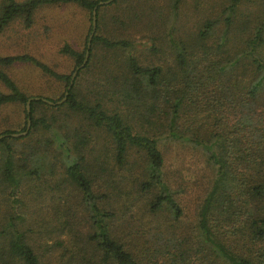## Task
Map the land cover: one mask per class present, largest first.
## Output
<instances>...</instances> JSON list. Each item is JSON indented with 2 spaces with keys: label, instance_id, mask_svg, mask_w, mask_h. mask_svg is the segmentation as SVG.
Returning a JSON list of instances; mask_svg holds the SVG:
<instances>
[{
  "label": "trees",
  "instance_id": "1",
  "mask_svg": "<svg viewBox=\"0 0 264 264\" xmlns=\"http://www.w3.org/2000/svg\"><path fill=\"white\" fill-rule=\"evenodd\" d=\"M97 1L0 0V32L14 21L30 29L43 6L83 15L78 37L59 34L67 70L26 46L0 53V108L20 107L18 127L0 129V264H264V0H193L189 15L182 0L97 4L68 86ZM251 4L259 8L247 12ZM108 21L120 29L108 32ZM143 24L162 31L147 37L154 58L132 52ZM14 64L54 78L58 93L29 94L10 75ZM88 73L97 76L83 85ZM64 91L58 103L41 99ZM27 118L24 134H9ZM167 140L196 150L211 173L188 226L165 178L158 144ZM34 179L44 185L31 188ZM22 193L39 201L11 212ZM136 207L157 219L151 231L134 229Z\"/></svg>",
  "mask_w": 264,
  "mask_h": 264
},
{
  "label": "rangeland",
  "instance_id": "2",
  "mask_svg": "<svg viewBox=\"0 0 264 264\" xmlns=\"http://www.w3.org/2000/svg\"><path fill=\"white\" fill-rule=\"evenodd\" d=\"M150 2V0H147ZM156 3L163 4L164 0H154ZM184 2V7L187 12L191 8L193 0H182ZM211 1L201 0V4L198 7L209 5L212 6ZM197 7V8H198ZM259 7L257 5H250L247 8V12H255ZM112 12V11H108ZM107 13V12H106ZM189 15V12H188ZM81 16L82 13L79 9L63 7V6H43L36 10L34 14V22L30 29L24 28L19 21L12 22L8 28H5L0 32V53H11L17 52L18 50L25 49L26 47L40 60L46 62L53 69L58 71H63L68 69V62L65 59V56L59 53L56 50L57 44L60 42L59 34L64 32L65 36L70 35L74 39L78 37L79 30L81 29ZM162 17L165 18V13H162ZM108 18V13L106 20ZM160 21V19H158ZM57 23L63 24L67 23L65 30L57 29ZM53 25V29L48 27ZM115 26L118 27V23H113L112 21L106 22L105 29L109 31H114ZM148 25H137L140 31L135 32L132 36V52L137 56H144V58H154V54L149 52L148 45L150 40L147 39L149 33L153 32L159 35L162 31L160 28L153 29L147 28ZM46 28V29H45ZM140 28H147V31L141 32ZM120 29V28H119ZM149 29V30H148ZM16 30V31H14ZM43 30L46 32L43 34ZM19 34H18V32ZM29 31L28 38L25 33ZM124 33L129 34L130 29H123ZM174 33H178L177 28L172 29ZM24 32L23 34H20ZM33 33L35 35H33ZM164 33L161 34V37ZM35 38H33V37ZM160 37V38H161ZM26 46V47H25ZM161 48H164L161 46ZM131 50V49H130ZM102 53V52H100ZM98 53V57L99 54ZM144 53V55L140 54ZM107 54H109L107 52ZM112 56V55H111ZM113 57V56H112ZM143 58V59H144ZM9 73L20 84L22 89L27 91L31 95H48L55 96L58 93L60 84L52 77L45 75L38 71L36 68L31 66H26L24 64H14L9 68ZM96 73L93 74H84L82 76L83 80H80L83 85L87 81H84L87 78H95ZM0 89H3L0 86ZM18 109V107H17ZM20 109V107H19ZM18 109V110H19ZM17 110V111H18ZM17 111L14 105H6L0 108V129L7 126L16 128V118L18 117ZM6 117V118H4ZM58 131V130H57ZM56 130H52L50 134L54 139V146L58 145V140L60 139V134ZM22 139H19L20 142ZM17 144V141L15 142ZM159 147L163 150L164 162H165V178L167 179L169 186L176 190V197L180 207L182 208V214L180 216V222L182 226H188L194 223L195 214L197 209V204L200 198L203 195L204 188L208 184V179L210 178V170L203 163V157L196 150L191 148L188 145H179L172 141H162L159 142ZM59 174H55L57 176ZM44 185V181L32 180V186L37 184ZM27 182H24V187ZM41 193H54L50 190L41 191ZM57 193V192H56ZM62 193H65L64 191ZM19 196L23 199V202L17 203V201H11V212H16L20 209L19 205H24L34 209L39 200H32L33 193H22ZM31 196V197H30ZM35 197H40L35 195ZM45 201V200H44ZM46 202V201H45ZM10 204V203H9ZM44 204V203H43ZM19 206V208H17ZM25 211V207H22ZM144 211L139 208H134L133 212L131 211V218L133 220L134 229H141L144 227V230L151 231L155 226L156 218L152 217L149 214L142 213ZM29 214V213H28ZM144 238L145 233H140ZM50 241V239H46Z\"/></svg>",
  "mask_w": 264,
  "mask_h": 264
},
{
  "label": "water",
  "instance_id": "3",
  "mask_svg": "<svg viewBox=\"0 0 264 264\" xmlns=\"http://www.w3.org/2000/svg\"><path fill=\"white\" fill-rule=\"evenodd\" d=\"M110 0H98L96 2L95 5H93L92 7V10H91V29H90V32L88 33V36H87V39H86V42H85V50H84V53H83V58L81 60V62L73 69V71L71 72V75H70V78H69V81H68V86L72 83V80H73V77L76 73V70L78 67L82 66L86 60V57H87V54H88V46H89V42H90V38H91V35L94 31V28H95V19H96V16H95V8H96V5L97 4H101V3H106V2H109ZM65 93L66 91H64V95L58 99V100H55V101H52V100H49L45 97H41L42 100L46 101L47 103L49 104H53V103H58L60 101H62L65 97ZM39 96H35V98H38ZM31 96L28 97L26 99V102H25V107H26V110L28 111L29 109V105H28V102L30 100ZM29 126V119L27 118L26 119V124H25V128L22 130V131H17V132H9L10 135L12 136H17V135H21V134H24L27 130Z\"/></svg>",
  "mask_w": 264,
  "mask_h": 264
}]
</instances>
